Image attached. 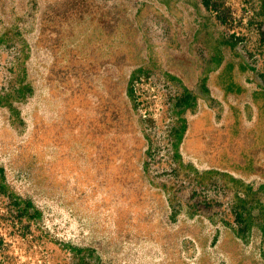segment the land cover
<instances>
[{
	"label": "rangeland",
	"instance_id": "obj_1",
	"mask_svg": "<svg viewBox=\"0 0 264 264\" xmlns=\"http://www.w3.org/2000/svg\"><path fill=\"white\" fill-rule=\"evenodd\" d=\"M235 63L264 0H0V264H264Z\"/></svg>",
	"mask_w": 264,
	"mask_h": 264
},
{
	"label": "crops",
	"instance_id": "obj_2",
	"mask_svg": "<svg viewBox=\"0 0 264 264\" xmlns=\"http://www.w3.org/2000/svg\"><path fill=\"white\" fill-rule=\"evenodd\" d=\"M242 63H235V67L233 69V84L232 86H228L229 90L227 92L229 96V100H233V103L238 106V108H243V111L252 110L253 107L263 106V124H257L252 122L248 124L247 128H263L264 132V81L263 79H259L260 76L263 77L260 72L257 70L254 71L253 66L248 64H242L245 68L246 73H242L240 70L243 67L241 66ZM206 80V79H205ZM208 80V79H207ZM213 79H209V82L206 81V87L210 92L211 96L218 97L219 99L223 98L225 95V89L220 87H216ZM260 96V97H257ZM236 97H242L243 102L242 106H239L240 99ZM232 102V101H231ZM230 102V103H231ZM263 144H264V137H263Z\"/></svg>",
	"mask_w": 264,
	"mask_h": 264
},
{
	"label": "trees",
	"instance_id": "obj_3",
	"mask_svg": "<svg viewBox=\"0 0 264 264\" xmlns=\"http://www.w3.org/2000/svg\"><path fill=\"white\" fill-rule=\"evenodd\" d=\"M185 99H186V97H185V98H180L179 100H180V102H185V103H186V100H185ZM2 171H3V170H2V168L0 167V173H1V175H2ZM2 177H3V176H2ZM25 203H26V205H30V202H29V201H26Z\"/></svg>",
	"mask_w": 264,
	"mask_h": 264
}]
</instances>
